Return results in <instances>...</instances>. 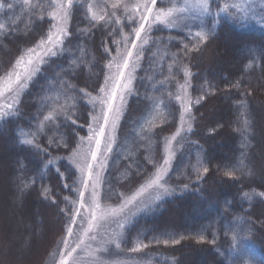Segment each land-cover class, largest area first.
I'll list each match as a JSON object with an SVG mask.
<instances>
[{"label":"trees","instance_id":"trees-1","mask_svg":"<svg viewBox=\"0 0 264 264\" xmlns=\"http://www.w3.org/2000/svg\"><path fill=\"white\" fill-rule=\"evenodd\" d=\"M167 2L158 0L156 7ZM229 2L212 0L213 13ZM7 3H13L14 9L8 10ZM36 3L44 0H29V5ZM114 3L74 0L63 53L47 60L18 97L19 111L0 124L4 156L0 223L9 226L3 229H7L5 241H11L5 264L14 262L16 256L20 257L19 264H55L72 214L69 202L78 205L80 190L77 170L65 158L79 138L88 135L91 106L87 98L80 99L72 110L75 125L70 121L61 125V115L55 121L59 128L46 124L43 132H38L35 143L46 152L20 143V132H37L39 122L52 108L72 103L67 97L73 93L65 83L74 86L78 96H83L80 90L92 96L99 94L108 71L105 66L116 55L113 41H122L124 35L130 41L133 29L138 27L128 20L123 7L113 9ZM0 4L5 5L0 9V24L5 25L0 30L3 77L27 49L47 38L54 21L47 15L51 9H46L41 19L39 9L29 10L23 0H0ZM90 5L93 12L104 15V20L91 18ZM198 24V20L188 19L175 27L156 25L148 34L152 42L144 47L134 73L132 93L126 98L116 142L103 170L100 202L104 206L120 205L162 162L164 142L179 126L181 104L176 95L181 94L178 89L185 82L183 68L187 66L192 73L188 96L192 101L200 96L204 99L192 104V131H184L174 146L176 155L166 182L176 191L159 201L157 207L135 216L125 230L121 250L133 256H154L153 264H227L230 230L237 227L250 234L246 242L251 249L248 258L253 264H264V197L258 195L264 192V26L254 20L238 23L221 15L215 36L200 51L185 55L184 44L191 47L196 42L189 32L197 31ZM120 47L123 49V43ZM42 101L48 106H42ZM240 101L247 104L243 115ZM62 135L69 142L67 148L49 143L50 139L59 143ZM51 157L58 158L59 172L53 165L45 169ZM198 157L209 169L202 180L196 179L193 170ZM241 159L242 172L234 178L226 177L224 172L238 166ZM184 185H188L186 190ZM45 187L49 189L47 198L42 195ZM245 193L252 195L251 201ZM168 235L186 238L177 245L155 242ZM200 235L205 236V242H197ZM139 242L149 247L131 251ZM244 261L242 258L238 264Z\"/></svg>","mask_w":264,"mask_h":264},{"label":"snow or ice","instance_id":"snow-or-ice-1","mask_svg":"<svg viewBox=\"0 0 264 264\" xmlns=\"http://www.w3.org/2000/svg\"><path fill=\"white\" fill-rule=\"evenodd\" d=\"M23 2L29 6V10L39 9V18L41 19L45 10L51 9L47 11V15L54 23L48 31L47 38L41 39L35 47L27 49L16 60L12 70L8 71L5 77H0V96H3L6 92L11 95L10 103L0 105V124L6 122L19 111L18 97L28 88L29 83L42 70L48 59L55 58L63 53L64 49L62 46L65 43V38L70 35L67 22L74 0H44V3L31 5H29V0H23ZM157 3L158 0H137L133 5L121 4L119 2L112 4L113 9L123 7L128 20L133 24L138 23V27L133 29L135 39L131 40V49L128 48L129 38L126 35L123 36L122 41H113L116 45V55L112 56L105 66L108 71L99 94L92 96L84 92V90H80L83 96H78L74 86L65 83V88L68 92L73 93V95L67 97L72 103L70 105H62L60 108H52L47 115H44L43 120L39 122L37 132H20V143L34 146L38 152H46V149H41L39 144L35 143L38 132H43L46 124H53L59 128L60 125H55V121L60 119L61 115L63 116L61 125H66L69 121L72 125H75L77 121L73 118L75 113L72 110L79 103L80 99L87 98V103L91 106L92 112L90 113V123L88 124V135L80 137L76 147L65 158L80 173V182L83 187L79 190L80 201L78 206L76 201L69 202L72 205V214L70 216V223L66 229L67 236L63 240L64 247L59 250V259L56 261V264H80V260L76 255L78 249L82 251L88 249L90 255H95L96 252L105 250V247L110 244H115L117 248H120L124 240L125 230L132 223L135 216L140 212H147L157 207L159 201L176 191L165 180L172 160L176 155L172 142L176 140L177 136H181L182 131H192V104H199L204 99L203 96H200L199 99L192 101L188 96V80L192 76V73L188 70L187 66L183 68L185 82L178 89L183 95H176V99L181 104V128H178L175 135L167 139L163 163L156 166L155 172L140 186L136 193L126 198L118 208H103L100 204L99 188L103 183V170L108 162V154L113 151V145L116 142L115 131L126 105V97L132 93L133 73L137 70L138 61L144 47L152 42L148 34L153 31L154 26L165 25L166 27H175L178 23H182L188 19L198 20V30L194 33L189 32L191 39L196 42L191 47L188 44H184V49L187 50L184 53L185 55L192 51H200L201 46L210 37L215 36V30L219 24L221 15L234 19L238 23L254 20L260 26H264V18H258L254 8L246 7L240 9L236 5L224 3L222 7H219L213 13L211 8L212 0H183V3L179 6L173 4L170 7L159 8L156 7ZM4 7V4H0V9ZM14 7L13 3L6 4L8 10H12ZM92 7L90 5L88 8L91 18L93 20H104V15L93 12ZM234 8L236 10L232 11ZM112 15H115V13L113 12ZM116 23L120 24L119 18H117ZM185 26L187 25L185 24ZM4 28L5 25L0 24V30ZM121 43L124 45L123 49L120 47ZM105 51L107 52L108 49L105 48ZM169 71L171 72V66L169 67ZM235 86L239 87V84ZM42 106L47 107V102L42 101ZM156 107L159 108V105L157 104ZM238 107L242 110L241 114L243 115L246 112L247 104L244 101H240ZM157 115L162 116L163 113L157 112ZM244 123L245 131H247V120ZM184 125H187L186 129L183 127ZM49 143L55 147L63 146L67 148L69 146L68 140L63 135L59 143L54 142L52 139L49 140ZM57 160L58 158L51 157L44 165L45 169L49 165H53L56 166V171L59 172ZM148 162L153 163V160L149 158ZM243 168L244 162L241 159L238 166L229 168V170L224 172V175L234 178L237 172H242ZM193 170L197 174V180H202L204 175L209 171L208 167L204 166L199 157L197 158L196 165L193 166ZM60 175L63 177V173H60ZM41 179H43V175H41ZM24 187H27V185ZM65 187L67 188L68 185H65ZM187 187L188 185H184L185 190ZM150 190L155 191L156 195L145 202L141 197H143L145 192ZM86 191L90 193L88 198H85ZM48 193L49 189L45 187L42 195L47 198ZM258 195L264 197V192L258 193ZM244 196L249 201L252 200L251 194L245 193ZM65 200L67 201L68 198L65 197ZM137 201H139V204H137ZM52 203H55V201L53 200ZM60 211L67 214L66 209H61ZM78 217L82 232L78 234L76 246L71 247L69 238L77 235L74 232L73 225H77ZM236 219L240 220L241 218L237 217ZM85 221L87 222V227H83ZM109 224H114L115 228L111 233L106 232L104 234L98 242V248L91 249L87 241H97L100 235L99 230ZM230 231L232 232L231 247L226 261L227 264H238L240 259L249 257L251 249L246 242L250 239V234L246 229L237 227H233ZM185 238L183 236L175 238L173 235H168L164 239H156L155 242L157 244L162 243L165 246L169 244L177 245ZM197 242H205V236L200 235L197 238ZM207 242L215 243L213 240ZM147 247H149V244L139 242L131 251L139 252ZM69 248L70 250H68Z\"/></svg>","mask_w":264,"mask_h":264},{"label":"rangeland","instance_id":"rangeland-1","mask_svg":"<svg viewBox=\"0 0 264 264\" xmlns=\"http://www.w3.org/2000/svg\"><path fill=\"white\" fill-rule=\"evenodd\" d=\"M114 1L116 3L119 2L121 4H129V5H133V4H135L137 2V0H114ZM168 2L163 7H170L173 4L179 6L180 4L183 3V0H168ZM228 4L229 5H236L240 9H244L246 7L254 8V10L257 12L258 18H264V0H230V2ZM235 10H236L235 8L232 9V11H235ZM142 35H143V33H142ZM133 39H135V34H134V38L132 37L130 39L129 43H128V48L129 49L132 48L131 40H133ZM133 51H135V50H133ZM134 73H133V79H134ZM5 76H3V77H5ZM181 94L183 95L182 92H181ZM10 102H11V95H10V93H7L6 92L3 96H0V105H6L7 103H10ZM183 127L184 128L185 127L187 128V125H184ZM178 128H181V121L179 122ZM183 132L184 131H182V133ZM115 133H116V131H115ZM175 133L173 135H175ZM182 133H181V135H183ZM173 135H171L167 139L171 138ZM167 139L165 140L164 145H163L164 149H165V144H166ZM180 139H181V136H177L176 137V140H174L172 142V146H173V150L174 151H175V147L174 146H175V144L177 142L180 141ZM164 149H163V159H164V156H165ZM3 161H4V156L2 154V150H1V147H0V177H1L2 173H3V169H2V163H3ZM162 163H163V160H162V162L160 164H162ZM77 175H78V181H79L80 190H81L82 187H83V185L80 182V173L78 171H77ZM166 177H165V180H166ZM1 179L2 178H0V180ZM3 187L4 186H3V184L0 181V194H1V192L4 191V188ZM99 191H100V188H99ZM89 194L90 193L88 191H86L85 192V198H88L89 197ZM132 195H130V196H132ZM155 195H156V192L150 190L148 192H145L144 195H143V197H141V199H143L145 202H147L148 200L152 199ZM130 196H128V197H130ZM128 197H125L124 200L126 198H128ZM79 201H80V197L78 199V203H79ZM100 204H101V202H100ZM137 204H139V201H137ZM120 205H118V206H104V205L101 204V207H103V208H118ZM1 206H2V204L0 202V207ZM133 210H135V209H133ZM77 221H78L77 225H73L74 232L77 233V235L69 238L70 246L71 247H75L76 246V242L78 240V234L80 232H82V228L79 225V217L77 218ZM69 223H70V221H69ZM3 227L5 229V228H7L9 226H7V224L0 223V261H1L0 264H5L4 261H5V259H7V256L6 255L9 253V247H10V244H11V241H9V242H6L5 241L6 230L7 229L4 230ZM83 227H87V222L86 221H85ZM114 228H115V225L114 224H109V225H106L104 228L100 229L99 230L100 231V235L98 236L97 241H87V243L90 245V248L91 249L98 248L99 247V243H98L99 240L104 236V234L106 232L107 233H111V231ZM66 236H67V231H66V233L64 235V238ZM64 238H63V240H64ZM63 240H62V242H61V244H60V246L58 248V251L56 253V256L54 255L55 256V264H56V261L59 259V250L64 247ZM68 250H70V248ZM76 255H77V258L80 260V264H153L154 263V260L156 259V257H154V256H149V255L146 256L144 254H141L140 256H138V255H134L133 256L132 254L129 255L128 253L122 251L121 250V247L120 248H117L115 246V244L107 245L105 247V250L96 252L95 255H90L88 249H84L83 251L78 249ZM12 258H14V257H12ZM19 259H20V257H17L16 256V258H14L15 261L14 262L11 261L10 264H19V261H18ZM29 259L30 258H27L26 260H29ZM30 261L31 260H29V262ZM49 261H50V259H49Z\"/></svg>","mask_w":264,"mask_h":264},{"label":"clouds","instance_id":"clouds-1","mask_svg":"<svg viewBox=\"0 0 264 264\" xmlns=\"http://www.w3.org/2000/svg\"><path fill=\"white\" fill-rule=\"evenodd\" d=\"M244 264H253V261L250 258H246Z\"/></svg>","mask_w":264,"mask_h":264},{"label":"bare ground","instance_id":"bare-ground-1","mask_svg":"<svg viewBox=\"0 0 264 264\" xmlns=\"http://www.w3.org/2000/svg\"><path fill=\"white\" fill-rule=\"evenodd\" d=\"M31 264H36V262H32Z\"/></svg>","mask_w":264,"mask_h":264}]
</instances>
